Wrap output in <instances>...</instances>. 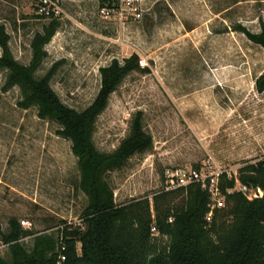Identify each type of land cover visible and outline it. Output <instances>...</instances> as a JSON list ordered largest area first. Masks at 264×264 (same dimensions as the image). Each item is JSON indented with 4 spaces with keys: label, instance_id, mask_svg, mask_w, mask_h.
<instances>
[{
    "label": "rangeland",
    "instance_id": "obj_1",
    "mask_svg": "<svg viewBox=\"0 0 264 264\" xmlns=\"http://www.w3.org/2000/svg\"><path fill=\"white\" fill-rule=\"evenodd\" d=\"M37 2L0 0V24L22 64H29L31 39L47 22L37 17ZM98 5L63 0L59 27L44 46L47 55L37 75L56 64L51 88L80 111L100 88L99 69L113 59L122 62L135 54L146 69L123 79L93 135L99 151L112 152L141 111L152 137L150 150L107 175L117 204L162 191L168 167L209 162L238 175L239 167L264 158V91L255 87L264 71V50L233 29L241 24L259 31L264 0H145L143 19L125 25L103 19ZM5 80L6 71L0 70L1 229L7 230L12 217L23 228L47 234H55L61 221L81 225L87 198L78 187L70 141L57 134L55 121L38 118L35 106L19 107V88L5 89ZM22 243L29 248L31 240ZM0 256L11 258L1 238Z\"/></svg>",
    "mask_w": 264,
    "mask_h": 264
},
{
    "label": "trees",
    "instance_id": "obj_2",
    "mask_svg": "<svg viewBox=\"0 0 264 264\" xmlns=\"http://www.w3.org/2000/svg\"><path fill=\"white\" fill-rule=\"evenodd\" d=\"M93 1L104 6L116 0ZM58 27L59 19L51 18L34 33L31 60L22 64L14 58L5 26L0 24V70L6 71L5 89L19 88L18 106H35L38 118L55 121L57 134L70 141L79 170L78 187L87 198L80 217L84 229L61 221L55 225V234H47L23 228L12 217L6 231L0 227L11 258L0 256V264H55L60 255L65 257L63 264H264V158L238 168L239 181L262 189V197L249 200L238 191L226 194L228 207L215 209L210 221L206 220L208 194L197 184L123 204L114 201L107 175L124 167L135 154L150 150L153 140L143 127L141 111L132 116L128 135L112 152L96 148L95 126L123 79L146 69L138 66L135 54L122 62L113 59L99 69L100 88L92 102L80 111L69 107L50 85L57 65L37 75L47 55L44 46ZM233 29L264 50V22L257 32L241 24ZM255 87L257 92L264 91V71ZM233 185V179L222 176L223 192ZM179 194L182 198L175 203ZM26 237L31 240L29 248L22 243Z\"/></svg>",
    "mask_w": 264,
    "mask_h": 264
},
{
    "label": "built area",
    "instance_id": "obj_3",
    "mask_svg": "<svg viewBox=\"0 0 264 264\" xmlns=\"http://www.w3.org/2000/svg\"><path fill=\"white\" fill-rule=\"evenodd\" d=\"M93 1V0H92ZM145 0H116L111 5L99 7V14L103 19L114 17L121 25L139 22L144 15ZM63 0H38L36 4V14L43 16V19L59 18L62 13ZM97 2V1H96ZM140 65H144L141 60ZM226 179H233L234 185L231 188H226L225 192L221 190L220 181L222 176ZM192 184L199 185L208 194L209 211L206 215V220L210 221L215 209L221 208L226 200V194H231L235 191L241 192L249 200L260 198L263 195L262 189L259 187H250L241 183L238 179L237 172L233 175L227 170L214 167L209 162H203L198 166L182 168L168 167L163 173V190L170 191L182 187H187ZM155 232V227H152ZM65 257L59 256L55 264H63Z\"/></svg>",
    "mask_w": 264,
    "mask_h": 264
}]
</instances>
